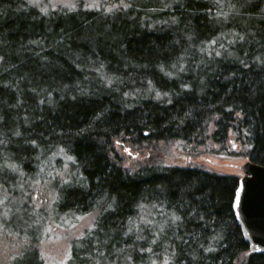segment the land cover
<instances>
[{"label": "trees", "instance_id": "1", "mask_svg": "<svg viewBox=\"0 0 264 264\" xmlns=\"http://www.w3.org/2000/svg\"><path fill=\"white\" fill-rule=\"evenodd\" d=\"M108 1L0 0V199L30 212L27 264L83 216L67 264H264L231 209L239 176L176 163L264 166V0ZM13 221L0 237L24 239Z\"/></svg>", "mask_w": 264, "mask_h": 264}, {"label": "rangeland", "instance_id": "2", "mask_svg": "<svg viewBox=\"0 0 264 264\" xmlns=\"http://www.w3.org/2000/svg\"><path fill=\"white\" fill-rule=\"evenodd\" d=\"M36 3H41V5L47 8H54L58 5L63 6H74L78 3H85L89 7H94L100 5H108L111 3V1L108 0H32ZM132 0H123L118 5L120 9H126L129 6V2ZM148 1V0H139L140 3ZM161 6L165 4L166 0H158ZM99 5V6H100ZM156 9V8H153ZM155 10L150 11V15H154ZM233 145L231 147V151L235 150L237 145L234 141H232ZM199 155H189L185 156L183 158L176 159V163L179 164H193L198 167H204L212 171L220 172V173H229V174H235L237 176L241 175V171L237 167L238 165L242 164L243 160L239 159L238 157H232V156H225L224 154H218L217 156H209V155H203L205 157H196ZM226 158H225V157ZM204 158V159H203ZM60 163V162H58ZM210 166H209V164ZM59 168L60 164H57L56 162H53L52 167ZM60 169H57L53 174L48 175L47 179L42 180V187L45 188L44 191H42V195H45L51 197V188L54 185L53 180L58 179L60 176H62L65 171L67 170V167H64L62 171ZM58 177V178H57ZM28 180V179H27ZM41 185L40 182H36ZM58 185V184H56ZM18 188V187H17ZM16 190V187L13 188ZM23 190V189H22ZM24 191V190H23ZM18 200L14 197L11 199L10 197L6 196L4 199H0V220L5 219L8 222H11V224L14 226V219L18 220V222H22L25 224L23 229V237L24 239L16 240L12 237L7 238L5 236L0 238H6V244L9 247V253L4 252L2 248H0V264H18L20 260V256L18 254L23 253L24 256L27 257V259L30 258L31 254L30 252H27V248L30 245V242L27 240L28 237L33 234L31 231L29 232V229L27 228V225H32V222L28 219V216L30 214L28 209H21L20 203L21 201L17 202ZM41 204V203H40ZM5 206V209L3 207ZM51 207L50 200H45L44 204H42V207ZM79 221H75L72 223V226L68 224L70 227L76 229L78 231L82 230L83 227H88L90 225V219L87 216L79 217ZM27 224V225H26ZM34 224V223H33ZM12 225H9V227H12ZM8 227V228H9ZM60 224H55L51 227V230L49 231V236L47 240H44L43 242V251L46 256V264H67V258H68V240L69 236L67 234L70 231V227L66 228V230H62ZM10 229V228H9ZM28 229V230H27ZM75 232V231H73ZM16 253V254H15ZM16 260V261H15Z\"/></svg>", "mask_w": 264, "mask_h": 264}, {"label": "water", "instance_id": "3", "mask_svg": "<svg viewBox=\"0 0 264 264\" xmlns=\"http://www.w3.org/2000/svg\"><path fill=\"white\" fill-rule=\"evenodd\" d=\"M240 170L231 209L249 250L264 254V166L247 160Z\"/></svg>", "mask_w": 264, "mask_h": 264}, {"label": "snow or ice", "instance_id": "4", "mask_svg": "<svg viewBox=\"0 0 264 264\" xmlns=\"http://www.w3.org/2000/svg\"><path fill=\"white\" fill-rule=\"evenodd\" d=\"M217 55H219V53H217ZM183 87L187 88L188 85H183ZM49 95H50V94H49ZM125 95H127V93H125ZM159 95H160V93H157V96H159ZM239 115H240V113H237V116H239ZM19 134H20L19 132L15 133V135H19ZM31 143H32L33 145H35L36 141L33 140V141H31ZM125 151H128V150L125 149ZM69 158L71 159V157H69ZM9 167H12L13 169H15V166H14V165H9ZM109 206H110V205H109ZM172 219H173V221L175 222V221H179V220H180V217L174 215V216L172 217ZM204 251H205V252H208V251H210V249L205 248ZM18 255L20 256V260H19L18 264H27V257L24 256L23 253H20V254H18ZM153 264H155V262H153ZM165 264H167V261H165Z\"/></svg>", "mask_w": 264, "mask_h": 264}]
</instances>
